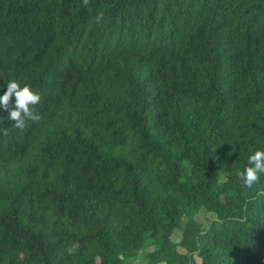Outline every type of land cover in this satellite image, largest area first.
I'll list each match as a JSON object with an SVG mask.
<instances>
[{
	"label": "trees",
	"instance_id": "1",
	"mask_svg": "<svg viewBox=\"0 0 264 264\" xmlns=\"http://www.w3.org/2000/svg\"><path fill=\"white\" fill-rule=\"evenodd\" d=\"M13 79L41 119L0 108V264H264V174L237 175L264 150V0H0Z\"/></svg>",
	"mask_w": 264,
	"mask_h": 264
},
{
	"label": "clouds",
	"instance_id": "2",
	"mask_svg": "<svg viewBox=\"0 0 264 264\" xmlns=\"http://www.w3.org/2000/svg\"><path fill=\"white\" fill-rule=\"evenodd\" d=\"M89 4L90 0H83L85 7H88ZM103 18V12H98L96 15L97 22L102 21ZM40 101V94L35 92L30 85L24 84L22 86L13 79L7 83L6 92L0 95V108L8 113L7 119L13 123L16 129L23 130L27 120L40 121L41 116L33 111L34 106L38 105ZM262 174H264V150L258 149L249 155L247 166L237 175L244 188L252 189L254 185L259 183ZM79 247V242H73L64 251L68 256H72L76 254Z\"/></svg>",
	"mask_w": 264,
	"mask_h": 264
},
{
	"label": "rangeland",
	"instance_id": "3",
	"mask_svg": "<svg viewBox=\"0 0 264 264\" xmlns=\"http://www.w3.org/2000/svg\"><path fill=\"white\" fill-rule=\"evenodd\" d=\"M197 217H198L199 220L203 221L204 223H208L209 220H210V218L212 217V214L209 215V213H207L206 211H203V212H201ZM179 234H180V233H179L178 231L175 232V235H176L177 237L179 236Z\"/></svg>",
	"mask_w": 264,
	"mask_h": 264
}]
</instances>
